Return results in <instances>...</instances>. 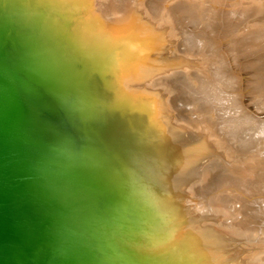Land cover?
Instances as JSON below:
<instances>
[{"label":"water","instance_id":"95a60500","mask_svg":"<svg viewBox=\"0 0 264 264\" xmlns=\"http://www.w3.org/2000/svg\"><path fill=\"white\" fill-rule=\"evenodd\" d=\"M41 1L0 0V264H178L195 238L172 237L152 110L123 94L115 49L71 36L81 11Z\"/></svg>","mask_w":264,"mask_h":264},{"label":"bare ground","instance_id":"6f19581e","mask_svg":"<svg viewBox=\"0 0 264 264\" xmlns=\"http://www.w3.org/2000/svg\"><path fill=\"white\" fill-rule=\"evenodd\" d=\"M167 1L41 2L53 7L55 15L81 11V16L74 19L71 36L83 47H98L103 51L106 46L115 49L119 73L116 79L123 94L137 107L152 110L149 133L159 132L157 141L175 158L174 167L159 178L162 204L171 212L177 210L180 218L172 237L174 240L187 239L186 235L195 238L176 262L264 264V118L254 120L242 113L240 118H244V122L231 129L224 124L231 122L230 119L238 114L235 111L240 106L243 108V104L255 113H264V40L253 49L244 47L245 43L253 45L264 38V0H239L229 5L225 0ZM221 7L230 9L225 11ZM170 12L174 23L170 24L173 29L169 31L177 36L173 44L167 38L169 31L164 33ZM244 22L248 24L241 35L238 33L237 42L220 41L236 33ZM195 29L200 32H190ZM177 30L179 32L175 33ZM194 45L199 49L207 47L204 57L211 55L208 53L211 47H217L221 53L228 50L227 54H213L216 60H208L220 66L217 73L209 76V71L200 69L204 64L202 57L187 51ZM126 51L136 62L118 60L127 55ZM191 73L195 76L188 79ZM178 87L186 96L177 94L175 98H185V102L173 103L176 108H169L173 105L165 101L175 95L173 91ZM252 87L255 89L251 90ZM259 99L262 102L255 104ZM202 101L204 104L191 110L194 104ZM204 108L219 112L220 117L226 112L227 116L223 120L219 114L208 111L209 117H206ZM200 112L203 115H197ZM208 119H213L214 125L207 124ZM234 120L237 122L238 118ZM250 198H255L257 203L247 205L248 210L237 209L234 213L227 208Z\"/></svg>","mask_w":264,"mask_h":264},{"label":"rangeland","instance_id":"374dc122","mask_svg":"<svg viewBox=\"0 0 264 264\" xmlns=\"http://www.w3.org/2000/svg\"><path fill=\"white\" fill-rule=\"evenodd\" d=\"M169 1V0H168ZM167 1V2H168ZM221 1H224V0H218V2H221ZM226 1V4H232V3H237L239 0H233V1H230V0H225ZM235 1V2H234ZM167 2L164 4V6L167 4ZM205 6H207V4L205 5ZM223 10H225V11H228L229 9H230V7H221ZM98 10V9H97ZM170 14V16H168V15H166V16H168L167 18H168V22H170V23H168L167 22V26L165 27V31H164V33H168V31L170 30V29H173V27H170V24L171 23H174L173 21H171V19L173 18V15H172V13L170 12L169 13ZM211 14H214L213 12L211 13ZM176 15V14H175ZM164 18H166L165 16H164ZM169 24V25H168ZM247 24H248V22L246 23V22H244L240 27H238V30L236 31V33H232L230 36H227V37H225V38H222V39H220V41L222 42V40L223 41H225V42H229V43H235V42H237L239 39H240V37H239V34H240V32L241 31H243L242 29L244 28L245 29V27L247 26ZM148 25V24H147ZM233 30H235V28L233 29ZM179 32V30H177V31H175V33H178ZM191 33H199L200 31L198 30V29H195L194 31L193 30H191L190 31ZM244 32H246V31H244ZM239 33V34H238ZM236 35V36H235ZM238 35V36H237ZM241 35V34H240ZM231 37V38H230ZM234 37V38H233ZM167 38H169L171 41H170V43L171 44H173V43H176V39H174V38H177V36L174 34H171L170 33V31H169V33L167 34ZM172 38V39H171ZM227 38V39H226ZM232 40V41H231ZM262 40H264V38L262 37L261 39H258V41L255 43H253V45H251L252 43H249V44H246L245 43V48H247L246 50H250V49H253L254 48V45H256V44H258V42H260V41H262ZM235 41V42H234ZM206 42L208 43V41L206 40ZM205 42V43H206ZM246 45L248 46V47H246ZM250 46V47H249ZM207 48V47H206ZM206 48L205 47H203L202 49H199L198 47H196L195 45H194V47L193 48H191V49H187V51L191 54V53H193L194 55H196V56H200V57H202L201 58V60L203 61V63L204 64H202V66H201V70L204 68V70H206V71H209L208 73H209V76H210V74L212 75V74H215V73H217V70H219V69H221L220 68V66L218 65V64H214L215 63V61L214 62H212L211 64L209 63V59H211V60H216V59H214V56H213V54H215V55H223V54H227L228 53V50H226V51H222V53L221 52H218L217 51V47L215 48V47H211L210 49H209V51H208V53L209 54H211L210 56L209 55H207L206 57H204L203 56V54L206 52ZM172 49V48H171ZM183 48L182 47H180L179 48V50L181 51ZM204 57V58H203ZM219 59V60H218ZM217 60L220 62V58H218ZM207 60V61H206ZM218 62V63H219ZM231 75H233V74H231ZM230 75V76H231ZM193 76H195L194 74H188V79H191V77H193ZM246 76L247 75H245V78H246ZM248 77V76H247ZM179 79H181V80H183L184 79V77H180ZM249 79H251V78H249ZM256 82V81H255ZM191 84H192V82H190L189 83V85L191 86ZM161 87H163V86H161ZM256 87V86H255ZM255 87H252V88H250L251 90H253V89H255ZM163 88H167L168 90H170V88H168V87H163ZM179 88V87H178ZM187 88H191V87H187ZM188 89V90H189ZM192 89V88H191ZM190 89V90H191ZM249 89V90H250ZM246 91H248V90H246ZM175 93V95H174V93ZM173 92H169V94H171V95H174V96H172L173 98H175V96L177 95V94H182V96L183 95H185L186 96V93H182V88H179V89H176V91H173ZM172 97H170L169 98V100L168 101H165V104H170V105H173V107H169V108H176L175 106H176V104H173V103H180V102H185V98H182V97H176L175 99H173ZM228 98V97H227ZM229 99V98H228ZM261 99H259V100H256L254 103L255 104H258L259 105V101H260ZM261 102H262V100H261ZM253 103V104H254ZM199 104H204L203 103V101L202 102H200V103H196V104H194L193 106H192V108H191V110L192 109H195V108H197V106L199 105ZM253 106V105H252ZM241 107V106H240ZM239 107V110H236L235 111V113H238V114H236V115H234L233 116V118L232 119H230L231 120V122H224V124H225V127L226 128H233V126H236L237 124H240V122H244V118H240L241 117V115H242V113L243 114H247L248 115V118H251V119H254V118H256V119H263L264 118V113L263 114H261L260 115V112L259 111H257L256 113H258V114H256L254 111H252L247 105H245V104H243L242 105V107L243 108H240ZM182 109L183 108H186V107H184V106H182L181 107ZM188 109H190V107L188 106ZM246 109V110H245ZM203 111H206V113L204 114V116L206 115V117H209V113H207L208 111L209 112H213V114H219V117H220V113L219 112H214V111H212V110H210L209 108H204L203 109ZM230 114H232V112H230ZM256 114V115H255ZM193 115H195V114H193ZM192 115V116H193ZM197 115H203V113H199V114H197ZM225 116H227V113L226 112H224V114L220 117L221 119H223L224 120V117ZM238 118V121L236 122L235 120H234V118ZM256 119H254V120H256ZM222 122V121H221ZM214 123V120L213 119H208V122H207V124H210V125H214L213 124ZM224 129V127H220V130H223ZM255 136H259V134H255ZM264 136V135H263ZM257 141H261L260 139L258 140L257 139ZM263 166V165H262ZM229 193H230V191H229ZM223 198V197H222ZM254 201V202H251V201ZM217 201V200H216ZM249 201V203L247 204V202ZM238 202V201H237ZM237 202H235V203H232L229 207H227L228 209H229V211H230V209L235 213V212H237V209L238 210H241V211H243L244 209L245 210H248V208L249 207H246L247 205H249V204H255V198H250L249 200L247 199L246 201H239L238 203ZM251 202V203H250ZM246 203V204H245ZM257 203V202H256ZM234 205L236 206V208H234ZM231 207V208H230ZM226 207H224V209L227 211L228 209H227ZM240 208V209H239ZM223 208L221 209V210H223V211H225ZM235 210V211H234ZM233 218V217H232ZM231 218V219H232ZM232 221H233V219H232Z\"/></svg>","mask_w":264,"mask_h":264}]
</instances>
